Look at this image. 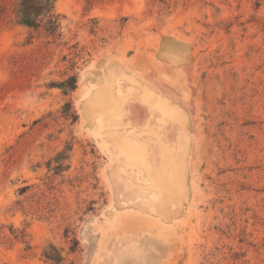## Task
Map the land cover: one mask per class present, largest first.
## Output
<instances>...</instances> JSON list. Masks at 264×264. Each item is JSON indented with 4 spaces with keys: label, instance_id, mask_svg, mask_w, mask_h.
<instances>
[{
    "label": "rangeland",
    "instance_id": "rangeland-1",
    "mask_svg": "<svg viewBox=\"0 0 264 264\" xmlns=\"http://www.w3.org/2000/svg\"><path fill=\"white\" fill-rule=\"evenodd\" d=\"M8 3L0 264H264V0H57V40L18 25ZM76 74L73 93L49 88ZM120 76L180 106L191 146L173 221L126 205L90 130L96 90ZM142 107L131 103L130 126L159 131Z\"/></svg>",
    "mask_w": 264,
    "mask_h": 264
},
{
    "label": "bare ground",
    "instance_id": "bare-ground-1",
    "mask_svg": "<svg viewBox=\"0 0 264 264\" xmlns=\"http://www.w3.org/2000/svg\"><path fill=\"white\" fill-rule=\"evenodd\" d=\"M114 76L116 74H112ZM135 78L120 76L101 82L91 100L90 130L114 160L112 181L126 205L170 222L178 217L187 198L182 188L191 138L176 108L180 106H172ZM131 103L142 105L148 118L155 119L159 131L148 126L134 131L128 122ZM168 124L178 127L173 145L164 140L160 132ZM151 144L157 152V165L150 155Z\"/></svg>",
    "mask_w": 264,
    "mask_h": 264
},
{
    "label": "trees",
    "instance_id": "trees-1",
    "mask_svg": "<svg viewBox=\"0 0 264 264\" xmlns=\"http://www.w3.org/2000/svg\"><path fill=\"white\" fill-rule=\"evenodd\" d=\"M13 8V14L16 16L18 25L25 27L32 34H43L48 39L57 40L62 37L59 33L61 29L60 14L56 10L57 0H0V16L6 18L9 14V3ZM39 39V38H38ZM78 76L72 75L68 80L61 83L50 84L49 88H59L66 92L73 93L77 89ZM66 110H72V103L65 106ZM29 187L23 188L21 192H27ZM11 234L17 242H22L28 245L30 250V243L27 241L29 234L26 230H12ZM2 242H12L11 237L2 234ZM47 258L55 264H61L64 258L61 255L47 256Z\"/></svg>",
    "mask_w": 264,
    "mask_h": 264
}]
</instances>
